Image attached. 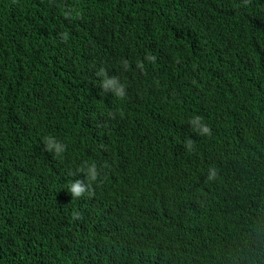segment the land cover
<instances>
[{
	"label": "trees",
	"instance_id": "1",
	"mask_svg": "<svg viewBox=\"0 0 264 264\" xmlns=\"http://www.w3.org/2000/svg\"><path fill=\"white\" fill-rule=\"evenodd\" d=\"M234 1L0 0V219L5 218L9 229L7 238L0 241V264H141L139 256L148 264H197L193 257L183 261V250L168 243L162 253L158 249L156 257L147 256L136 241L148 237L145 222L136 224L139 227L125 248L114 244L97 253L85 250L82 256L73 249L72 257L67 253L60 262L52 252L51 234L56 229L47 226L51 219L45 225L43 208L51 194L49 185L59 180L50 174L54 165L80 171L90 161L114 174L99 158L101 146H86L112 135L110 108L119 111L121 106L114 93L102 87L104 81H93L90 66L101 63L95 54L101 55V49L106 54L117 52L120 47L135 57L131 66L143 62L141 57H156V64L170 74L165 84L180 86L179 70L190 52L186 42L169 41V32L156 21L137 39L141 28L164 17L168 9L180 11L181 23L193 30L194 54L200 64L197 77L183 84L174 101L195 106L203 124H208L219 99L218 83L228 75H242L250 83L254 115L240 121L219 111L213 118L219 124L214 137L229 143L256 127L264 129V16L246 12ZM225 23L248 45L240 62L227 63L228 49L217 54ZM137 40L138 48L131 45ZM60 117L73 120V133L53 127ZM46 137L64 150L56 153L54 146L46 150ZM107 142L117 143L113 135ZM244 142L264 150V142ZM216 167L222 170L220 161ZM209 170L197 171L191 180L187 175H164L170 199L176 193V203H172L175 224L180 223L183 211L191 213L175 226L181 233L171 239L179 244L193 246L197 236H214L206 229L205 196L200 186H193L196 180L206 179ZM246 178L252 201L258 179ZM213 186L209 185L211 197L207 194V200L212 198L218 204L216 219L222 221L228 214V202L236 195L230 196L224 185L210 188ZM159 190L152 183L151 195ZM193 222L201 228H189Z\"/></svg>",
	"mask_w": 264,
	"mask_h": 264
},
{
	"label": "clouds",
	"instance_id": "2",
	"mask_svg": "<svg viewBox=\"0 0 264 264\" xmlns=\"http://www.w3.org/2000/svg\"><path fill=\"white\" fill-rule=\"evenodd\" d=\"M234 3L246 12L264 16V0H235ZM181 16L180 11L168 9L164 17L150 20L137 34L138 39L156 21L169 32V41L186 42L190 52L179 70L183 78L179 87L165 84L170 74L156 64V57H141L143 62L134 66L138 70H129L126 65L135 57L120 47L117 52L106 54L101 49V55L95 54L101 63L90 66L93 81H104L102 87L112 91L121 106L119 111L110 108L112 135L117 143L107 142L111 135L86 146H101L99 158L114 174L108 169L96 168L90 161L80 171L56 165L50 169V174L59 180L49 185L51 194L47 196L43 215L45 225L51 219L47 226L56 229V234H51L52 252L60 262L67 253L71 258L73 249L81 255L85 250L97 253L114 244L126 247L139 227L136 224L145 222L149 225L148 237L136 241H140L138 245L149 257H156L158 249L162 253L168 243L183 250V261L193 257L197 264H264V192L260 188H264V150L244 142L248 139L264 142V129L256 127L245 137L229 143L214 137L219 124L213 118L219 111L240 121L254 115L250 83L242 75L223 78L218 83L216 111L208 124H203L195 106L174 101L183 84L193 81L200 71L194 54L196 36L181 23ZM131 45L138 48L140 43L137 40ZM227 49V63H237L248 52V45L225 23L221 25L217 54H224ZM53 127L59 132L75 131L73 120L67 117L58 118ZM45 142L46 150H52L53 146L56 153L64 150L49 137ZM217 157L222 170L214 163ZM180 169L183 173H174ZM206 170H209L206 179L196 180L193 186H200L205 196L206 229L214 236L208 240L197 236L193 246L179 244L171 239L181 233L175 226L188 220L191 213L183 211L180 223L175 224L172 203H176V193L170 199V186L164 175H187L191 180L197 171ZM217 174L221 175L225 189H230L228 194L236 195L228 202V214L222 221L216 219L218 204L212 198L207 200V194H211L209 185L215 184L213 179ZM248 175L258 179L252 201L248 199ZM152 183L160 186L153 196ZM3 219H0V241L9 234ZM188 227L201 228L194 222ZM139 258L141 264H148Z\"/></svg>",
	"mask_w": 264,
	"mask_h": 264
},
{
	"label": "bare ground",
	"instance_id": "3",
	"mask_svg": "<svg viewBox=\"0 0 264 264\" xmlns=\"http://www.w3.org/2000/svg\"><path fill=\"white\" fill-rule=\"evenodd\" d=\"M126 68H128L129 70H138L137 67H134V66H131V65H126ZM184 145H185V144H184ZM191 146H192V145H191ZM161 156L163 157V154H161ZM218 161H220V157H217L216 160L214 161V163H215V162H218ZM120 168H121V167H120ZM118 169H119V167H118ZM213 181H214V183H215V184H214L215 186L211 187V188H213V189H214V187H216V186L224 185V183H223V181H222V178H221V175H219V174L216 175V177H215V179H213ZM209 196L211 197V194H210ZM242 208H243V207L241 206V209H242ZM204 238L208 240V235H205ZM205 255H207V253H206Z\"/></svg>",
	"mask_w": 264,
	"mask_h": 264
}]
</instances>
